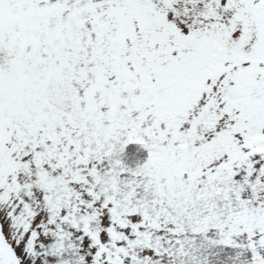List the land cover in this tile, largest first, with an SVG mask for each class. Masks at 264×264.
I'll list each match as a JSON object with an SVG mask.
<instances>
[{
  "label": "snow or ice",
  "instance_id": "1",
  "mask_svg": "<svg viewBox=\"0 0 264 264\" xmlns=\"http://www.w3.org/2000/svg\"><path fill=\"white\" fill-rule=\"evenodd\" d=\"M0 264H264V0H0Z\"/></svg>",
  "mask_w": 264,
  "mask_h": 264
}]
</instances>
